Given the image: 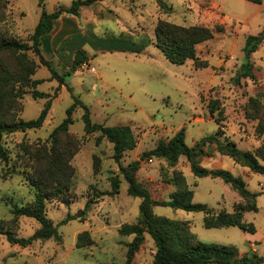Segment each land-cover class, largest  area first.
I'll use <instances>...</instances> for the list:
<instances>
[{"label":"rangeland","instance_id":"rangeland-1","mask_svg":"<svg viewBox=\"0 0 264 264\" xmlns=\"http://www.w3.org/2000/svg\"><path fill=\"white\" fill-rule=\"evenodd\" d=\"M72 1L0 0V42L31 43L42 10L53 11ZM163 1L171 8L163 9L160 0H99L81 7L77 14H61L45 36L41 53L61 75L69 73L62 85L52 78L33 49L0 51V65L21 72L23 78L33 67L29 77L44 79L36 88L48 93L52 101L41 127L3 134L7 159L0 156V264H124L126 260L127 243L133 235L121 234L119 228L139 220L141 197L128 193V182L113 157V143L106 137L97 142L100 131L85 132L80 106L73 111L68 130L56 134V145L49 138L67 116L74 96L88 105L93 122L131 126L136 145L124 151L121 163L127 166L140 161L136 177L154 199L167 200L177 189L170 177L181 172L194 191V201L208 204L215 213L233 211L235 204L245 203L222 178L194 175L184 155L171 164L143 153L182 127L190 146L219 129L222 141L233 140L241 149L255 150L264 143V38L250 55L255 77H243L237 83L232 80L245 60L246 37L264 34V0ZM160 19L212 28L213 36L199 43L196 50L197 60L207 65L198 66L194 59L183 64L169 61L155 44L154 29ZM121 35L146 42L147 46L140 52L121 50L112 41ZM79 49L87 58L74 65ZM13 87V96L6 105L11 111H5V119L36 118L49 97L34 98L33 88L26 81H14ZM253 98L257 107L252 104ZM54 147L72 154L74 169L68 187L54 186L46 199L45 210L58 225L59 238L37 239L26 246L11 243L5 232L26 238L41 226L33 217L15 216L11 202L20 206L34 202L37 187L31 176L36 168L47 166ZM205 153L200 160L203 166L231 170L258 194V211L244 213L256 231L238 226L208 228L202 211L163 205H154L153 211L188 221L203 241L235 245L240 256L256 252L263 257L260 264H264V174L222 154L215 143L207 144ZM114 178L119 180V189L111 193ZM79 210L83 215H77ZM65 218L68 220L62 222ZM85 231L93 243L87 244V236L82 235ZM155 252V242L146 232L130 264H153Z\"/></svg>","mask_w":264,"mask_h":264},{"label":"trees","instance_id":"trees-1","mask_svg":"<svg viewBox=\"0 0 264 264\" xmlns=\"http://www.w3.org/2000/svg\"><path fill=\"white\" fill-rule=\"evenodd\" d=\"M42 3L43 0H38ZM99 0H73L69 6L60 5L53 11L42 10L39 21L31 34V43L17 40H3L0 42V51L23 52L33 49L40 56L44 63L51 71L52 78L59 81V85L65 84L66 75H61L46 60L41 53V44L47 34L52 31L56 21L63 13L77 14L83 6L91 5ZM260 2V0H253ZM160 6L163 9H170L166 2L160 0ZM155 44L163 52L165 57L176 64H183L188 59H194L199 65H207L206 61H198L196 56L197 45L214 34V30L204 25H182L168 20H158L155 29ZM264 34H249L246 37L244 45L245 60L232 77L234 82H240L243 77H255L254 64L250 60L252 52L256 51L262 43ZM115 46L121 50L140 52L147 46L146 42L138 43L130 37L121 35L112 39ZM87 58L84 50L79 49L75 53L74 65L80 64ZM34 73V68L29 69V73L22 77L21 72H12L6 67L0 65V156L7 159L6 149L2 145L3 134L15 132L18 130H27L39 128L51 108V97L48 93L37 89V85L44 81L43 78L31 79L29 74ZM14 81H26L33 88L31 93L34 98L49 97L41 109L39 115L33 119L6 120L5 111L10 113L11 108L6 109L13 96L12 85ZM58 88V87H57ZM216 99L211 101L212 107L215 108ZM253 106L258 104L255 98L252 99ZM214 105V106H213ZM83 108L82 121L86 133L100 131L97 136V142L106 137L113 143V157L118 162L125 179L128 182L127 191L132 196L141 197L139 204V220L136 223H124L119 228V232L124 235H133L131 241L127 243V257L124 264H130L135 253L144 241L145 233L148 232L153 238L156 245L153 264H260L263 257L256 252L249 254H238V248L231 244H220L217 242H206L201 240L195 232L191 230L190 224L186 220L173 219L167 216L158 215L153 211L154 205L172 206L189 211H202L205 213L204 223L208 228L211 227H228L238 226L249 232H255L256 227L253 222H248L244 218L246 211H258L255 198L256 192L249 190L244 180L231 170L226 168H208L200 163L201 157L206 154L205 147L207 144L215 143L216 149L222 154L229 155L236 162L247 166L251 171L264 174V143L260 144L255 150H245L238 147L233 140L222 141L220 138V129L215 134L203 136L195 145L190 146L186 142L185 128H180L168 140H160L158 144L145 151L143 155H154L166 159L169 163L175 164L180 156H186L190 163L191 171L196 176L220 177L225 182L230 183L234 189L245 199V203H237L233 211L220 210L215 213L214 209L203 202L194 201V191L188 187L186 178L183 173L175 172L170 177L177 189L172 191L167 200L154 199L151 192L141 185L136 177V171L140 167V161L135 160L127 166L122 165L121 158L124 151L131 149L136 145V138L132 128L128 124L104 125L93 122L89 107L79 97L74 96L73 103L67 108V116L53 129L49 138L56 145V134L59 131H67L69 125L73 122L72 113L78 107ZM72 154L66 155L54 147L53 152L48 156V163L44 169H35L31 176L32 183L37 187L35 200L31 205L20 206L11 202L12 212L15 216L26 215L35 218L41 226L37 228L29 237H16L11 232H5L7 240L14 244L26 246L32 241L49 238H59L58 225L47 216L46 199L52 193L54 186L68 187L74 169L70 163ZM113 192H118L119 180L112 179ZM58 190V188H56ZM68 219H63L66 222ZM87 236V244L93 243L88 231L82 233ZM81 237V234H80Z\"/></svg>","mask_w":264,"mask_h":264},{"label":"water","instance_id":"water-1","mask_svg":"<svg viewBox=\"0 0 264 264\" xmlns=\"http://www.w3.org/2000/svg\"><path fill=\"white\" fill-rule=\"evenodd\" d=\"M78 216H81L83 215V211L82 210H79L78 213H77Z\"/></svg>","mask_w":264,"mask_h":264},{"label":"built area","instance_id":"built-area-1","mask_svg":"<svg viewBox=\"0 0 264 264\" xmlns=\"http://www.w3.org/2000/svg\"><path fill=\"white\" fill-rule=\"evenodd\" d=\"M95 68H92V70H94Z\"/></svg>","mask_w":264,"mask_h":264}]
</instances>
